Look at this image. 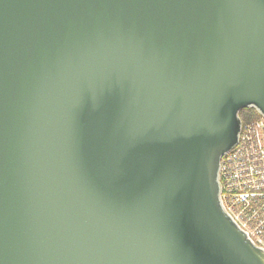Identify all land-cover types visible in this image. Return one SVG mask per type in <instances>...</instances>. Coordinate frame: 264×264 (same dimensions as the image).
Returning <instances> with one entry per match:
<instances>
[{
	"label": "water",
	"instance_id": "95a60500",
	"mask_svg": "<svg viewBox=\"0 0 264 264\" xmlns=\"http://www.w3.org/2000/svg\"><path fill=\"white\" fill-rule=\"evenodd\" d=\"M264 119V0H0V264H264L223 210Z\"/></svg>",
	"mask_w": 264,
	"mask_h": 264
},
{
	"label": "built area",
	"instance_id": "2783aa9c",
	"mask_svg": "<svg viewBox=\"0 0 264 264\" xmlns=\"http://www.w3.org/2000/svg\"><path fill=\"white\" fill-rule=\"evenodd\" d=\"M241 122L236 144L220 160L219 199L237 227L264 251V119Z\"/></svg>",
	"mask_w": 264,
	"mask_h": 264
},
{
	"label": "trees",
	"instance_id": "16d2710c",
	"mask_svg": "<svg viewBox=\"0 0 264 264\" xmlns=\"http://www.w3.org/2000/svg\"><path fill=\"white\" fill-rule=\"evenodd\" d=\"M240 118L243 120V122H246L249 119L257 121L261 119V116L254 109L246 108L240 112Z\"/></svg>",
	"mask_w": 264,
	"mask_h": 264
},
{
	"label": "rangeland",
	"instance_id": "374dc122",
	"mask_svg": "<svg viewBox=\"0 0 264 264\" xmlns=\"http://www.w3.org/2000/svg\"><path fill=\"white\" fill-rule=\"evenodd\" d=\"M241 119V118H240ZM242 120V119H241ZM243 121V120H242ZM246 122H253V120H251V119H249L248 121H246ZM244 123V122H243Z\"/></svg>",
	"mask_w": 264,
	"mask_h": 264
}]
</instances>
